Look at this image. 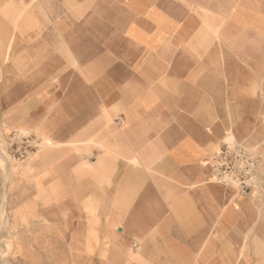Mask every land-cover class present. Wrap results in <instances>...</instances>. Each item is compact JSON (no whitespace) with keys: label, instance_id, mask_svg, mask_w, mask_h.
Returning a JSON list of instances; mask_svg holds the SVG:
<instances>
[{"label":"crops","instance_id":"obj_1","mask_svg":"<svg viewBox=\"0 0 264 264\" xmlns=\"http://www.w3.org/2000/svg\"><path fill=\"white\" fill-rule=\"evenodd\" d=\"M0 22L29 86L5 114L45 145L35 260L264 264V205L212 180L223 144L264 159V0H0Z\"/></svg>","mask_w":264,"mask_h":264},{"label":"rangeland","instance_id":"obj_2","mask_svg":"<svg viewBox=\"0 0 264 264\" xmlns=\"http://www.w3.org/2000/svg\"><path fill=\"white\" fill-rule=\"evenodd\" d=\"M14 23L20 27L19 22ZM11 29L0 22V154L7 161L6 165L0 163V251L3 256L0 264H43L34 258L40 244L28 229V209L33 202L28 191V173L34 171V153L43 151L45 145L38 133L16 124L26 121V115L5 114V109L13 102L14 113L26 114L28 109L27 101L22 99L28 96L29 86L5 83L13 75L11 67L15 56L19 55L13 46L16 38ZM36 220L43 221L38 217ZM49 263L61 264L60 261Z\"/></svg>","mask_w":264,"mask_h":264},{"label":"built area","instance_id":"obj_3","mask_svg":"<svg viewBox=\"0 0 264 264\" xmlns=\"http://www.w3.org/2000/svg\"><path fill=\"white\" fill-rule=\"evenodd\" d=\"M212 180L264 205V159L247 148L223 144L212 158Z\"/></svg>","mask_w":264,"mask_h":264},{"label":"bare ground","instance_id":"obj_4","mask_svg":"<svg viewBox=\"0 0 264 264\" xmlns=\"http://www.w3.org/2000/svg\"><path fill=\"white\" fill-rule=\"evenodd\" d=\"M14 22H15V21H14ZM14 22H13V23H14ZM14 24H15V26H16L17 28H19V26L17 25V23H14ZM5 162H7L6 159L0 154V163L6 165ZM2 258H3V256H2V253H1V251H0V260H1V261H2Z\"/></svg>","mask_w":264,"mask_h":264}]
</instances>
